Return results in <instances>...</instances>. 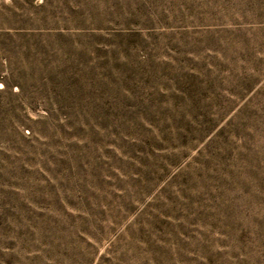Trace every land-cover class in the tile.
<instances>
[{
	"label": "rangeland",
	"instance_id": "1",
	"mask_svg": "<svg viewBox=\"0 0 264 264\" xmlns=\"http://www.w3.org/2000/svg\"><path fill=\"white\" fill-rule=\"evenodd\" d=\"M0 264H264V0H0Z\"/></svg>",
	"mask_w": 264,
	"mask_h": 264
}]
</instances>
